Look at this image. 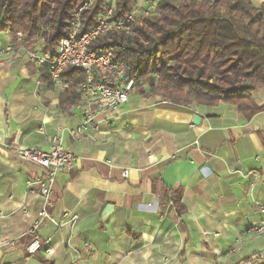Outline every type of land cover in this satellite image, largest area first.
I'll list each match as a JSON object with an SVG mask.
<instances>
[{"label":"crops","instance_id":"crops-1","mask_svg":"<svg viewBox=\"0 0 264 264\" xmlns=\"http://www.w3.org/2000/svg\"><path fill=\"white\" fill-rule=\"evenodd\" d=\"M26 48L0 30V264H264V237L248 231L264 219V88L252 91L262 110L248 119L230 103L170 106L134 88L74 136L80 113L60 107L64 87ZM54 135L74 160L55 176V223L42 221L31 253L39 170L17 148L46 151Z\"/></svg>","mask_w":264,"mask_h":264},{"label":"trees","instance_id":"trees-1","mask_svg":"<svg viewBox=\"0 0 264 264\" xmlns=\"http://www.w3.org/2000/svg\"><path fill=\"white\" fill-rule=\"evenodd\" d=\"M82 1L0 0V30L14 41L20 32L28 46L42 41L54 56L70 11ZM134 1L114 0L110 20L125 19ZM108 5V0H94L83 9L81 32L90 30ZM87 49L111 50L114 59L125 62L126 78L146 84L137 87L140 94L159 95L170 106L222 101L235 105L247 119L262 110L251 93L264 88V5L255 7L249 0H159L156 13L140 16L130 30L109 27ZM61 76L69 86L59 105L68 110L80 99L77 87L85 73L68 67Z\"/></svg>","mask_w":264,"mask_h":264},{"label":"built area","instance_id":"built-area-1","mask_svg":"<svg viewBox=\"0 0 264 264\" xmlns=\"http://www.w3.org/2000/svg\"><path fill=\"white\" fill-rule=\"evenodd\" d=\"M159 0H135L131 11L125 19L111 21L114 0H108L109 5L104 12L98 14L95 25L88 31L81 32V12L91 6L94 0H83L81 5L70 11L67 20V30L59 40L56 54L52 56L44 48L32 43L33 47L26 48L28 60L36 67H45L47 75L52 83L62 87L69 86L61 74L72 67L85 73V79L78 85L77 91L80 99L73 105L82 117L80 129L70 130L71 135L77 136L89 128H96V118L102 113H114L121 105L128 101L130 92L135 88V80L126 78V64L113 58L111 50L94 51L88 50L87 44L96 36L103 34L109 27L130 30L131 25L142 15H151L157 12ZM17 40L23 42L21 33H17ZM24 43H27L26 41ZM18 157L39 170L35 183L39 186L42 208L31 220L28 228L30 241L27 250L36 252L40 247L38 230L45 218L53 223L46 208L51 204V187L56 174L65 166L70 165L74 156L64 149L60 135L51 138L48 150L38 148L18 147ZM129 169H122V176L128 175ZM264 215V205L261 206ZM67 213H64L65 217ZM248 231L264 237V219L249 226ZM47 253L49 250L46 251Z\"/></svg>","mask_w":264,"mask_h":264},{"label":"water","instance_id":"water-1","mask_svg":"<svg viewBox=\"0 0 264 264\" xmlns=\"http://www.w3.org/2000/svg\"><path fill=\"white\" fill-rule=\"evenodd\" d=\"M199 122H200V116L197 114H193L192 123L198 124ZM112 208H113L112 204H106L102 210L101 218H105L108 215V213L112 210Z\"/></svg>","mask_w":264,"mask_h":264},{"label":"rangeland","instance_id":"rangeland-1","mask_svg":"<svg viewBox=\"0 0 264 264\" xmlns=\"http://www.w3.org/2000/svg\"><path fill=\"white\" fill-rule=\"evenodd\" d=\"M23 42H24V40H23ZM32 45V44H31ZM31 45H29V46H31ZM25 46H27V48L29 47L28 45H26L25 44ZM146 86V84H144V82H143V80L141 79V80H139V82H135V89H137V87H141V88H143V87H145Z\"/></svg>","mask_w":264,"mask_h":264}]
</instances>
